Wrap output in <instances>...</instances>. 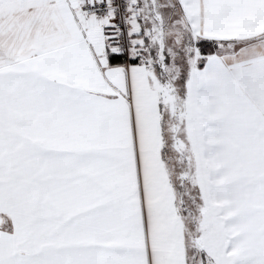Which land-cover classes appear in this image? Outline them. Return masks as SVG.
<instances>
[{"label": "snow or ice", "instance_id": "obj_1", "mask_svg": "<svg viewBox=\"0 0 264 264\" xmlns=\"http://www.w3.org/2000/svg\"><path fill=\"white\" fill-rule=\"evenodd\" d=\"M0 264H264V0H0Z\"/></svg>", "mask_w": 264, "mask_h": 264}]
</instances>
